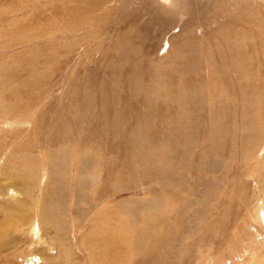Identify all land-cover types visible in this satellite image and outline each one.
Returning a JSON list of instances; mask_svg holds the SVG:
<instances>
[{"label": "rangeland", "instance_id": "1", "mask_svg": "<svg viewBox=\"0 0 264 264\" xmlns=\"http://www.w3.org/2000/svg\"><path fill=\"white\" fill-rule=\"evenodd\" d=\"M232 1L0 0V264H264V0Z\"/></svg>", "mask_w": 264, "mask_h": 264}, {"label": "bare ground", "instance_id": "2", "mask_svg": "<svg viewBox=\"0 0 264 264\" xmlns=\"http://www.w3.org/2000/svg\"><path fill=\"white\" fill-rule=\"evenodd\" d=\"M144 4L146 5H150V6H153L154 7V10L156 12H158L160 15H161V18L162 20H166L164 18H166L167 16H174V18H176V20L179 22L182 23V25L180 24L179 26H183L185 24H188V23H192L191 21V18L190 20H187L188 17H192V14H199L201 12L202 9L199 10V8L201 7L200 4H198V2L200 0H143ZM221 1V0H220ZM232 1V0H231ZM124 2V1H123ZM126 2V1H125ZM128 2V1H127ZM233 2V1H232ZM143 5V4H142ZM124 6V5H123ZM128 7V5H127ZM130 7V6H129ZM128 7V8H129ZM197 7V9H196ZM225 7V6H224ZM191 8V10H190ZM135 11V10H134ZM191 15V16H189ZM132 16V15H131ZM159 16V15H158ZM167 17V18H168ZM168 19H171V18H168ZM173 19V17H172ZM168 21V20H167ZM198 22V21H197ZM161 24L163 25H166L165 23H163L161 21ZM195 25L194 24H190V27H193ZM175 26H178V25H175ZM187 27V26H186ZM184 29V27L182 28ZM189 30V29H188ZM193 30V29H192ZM184 31V30H183ZM186 32V31H185ZM188 32V31H187ZM245 52H243L244 54ZM244 56V55H243ZM246 133V132H245ZM59 159V158H58ZM64 160V159H63ZM63 162V161H62ZM66 162V161H65ZM59 164V163H58ZM63 164V163H62ZM62 164H61V167H62ZM68 164V163H67ZM66 165V164H65ZM58 166V165H57ZM64 166V165H63ZM56 167V166H55ZM12 172V171H11ZM59 173V172H58ZM65 173V172H64ZM14 174V173H13ZM10 190V188H9ZM16 191V190H15ZM11 193V192H10ZM13 193V192H12ZM22 201V200H21ZM152 203V202H151ZM149 202V204H151ZM131 205V204H130ZM136 207V206H135ZM134 207V208H135ZM131 208V209H130ZM123 211V210H120V213L122 212V214H124V212L126 211V215L128 214H131V216H134V211H133V208L130 207ZM123 209V208H122ZM118 210V209H117ZM8 212V211H7ZM54 212V211H52ZM56 214H58V212H56ZM259 216V215H258ZM257 217V216H256ZM11 219V218H10ZM14 219V218H13ZM131 219V217H130ZM42 220V219H41ZM43 221V220H42ZM60 221V220H59ZM29 222V221H28ZM47 222V221H46ZM52 222V221H51ZM58 222V221H57ZM14 223V222H13ZM30 223V222H29ZM59 223V222H58ZM9 224V223H8ZM55 224V223H54ZM60 224V223H59ZM71 225V224H70ZM63 226V225H62ZM73 226V225H72ZM28 227V226H27ZM59 228V227H58ZM66 230V229H65ZM59 232V229L57 230ZM68 231V230H67ZM71 232V231H70ZM66 233V232H65ZM68 235V234H67ZM75 236V235H74ZM68 239H70V235L68 236ZM253 239V238H252ZM250 239V240H252ZM255 239V238H254ZM259 239V238H258ZM252 242V241H251ZM256 242V240H255ZM59 243V242H58ZM60 243H63L62 241ZM254 243V242H253ZM251 245V244H249ZM18 247V246H17ZM60 247H64L65 250L67 248H69L68 246H66V244L63 243V245L61 244ZM251 247V246H250ZM264 247V246H263ZM246 250V249H245ZM29 252V251H28ZM18 253V252H17ZM260 254V253H259ZM256 255V254H255ZM9 256V255H8ZM258 259V258H257ZM89 261V260H88ZM253 260H251L250 262H252ZM7 263V261H6ZM5 263V264H6ZM10 264V263H9Z\"/></svg>", "mask_w": 264, "mask_h": 264}]
</instances>
